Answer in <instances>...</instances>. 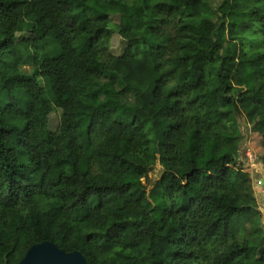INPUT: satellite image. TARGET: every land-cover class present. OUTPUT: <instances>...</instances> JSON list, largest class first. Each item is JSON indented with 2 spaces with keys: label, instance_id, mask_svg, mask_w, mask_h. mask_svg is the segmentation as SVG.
Listing matches in <instances>:
<instances>
[{
  "label": "trees",
  "instance_id": "trees-1",
  "mask_svg": "<svg viewBox=\"0 0 264 264\" xmlns=\"http://www.w3.org/2000/svg\"><path fill=\"white\" fill-rule=\"evenodd\" d=\"M239 113L264 150V0H0V264H264Z\"/></svg>",
  "mask_w": 264,
  "mask_h": 264
},
{
  "label": "rangeland",
  "instance_id": "rangeland-1",
  "mask_svg": "<svg viewBox=\"0 0 264 264\" xmlns=\"http://www.w3.org/2000/svg\"><path fill=\"white\" fill-rule=\"evenodd\" d=\"M220 3V0H209V4L212 8H215ZM109 28L114 29L111 33L109 40V48L112 54L121 55L123 48L126 45L124 39H122L117 32H115V27L119 22L118 14H109ZM26 33H17L15 40L19 41L22 38H26ZM26 70L29 69V66H25ZM120 82H118L117 87H120ZM172 89V85H169L167 90ZM61 110L54 108L48 115V128L50 131H55L58 122ZM237 125L238 129L242 135V140L240 147L237 153V161L241 166V169L245 172H248L250 176V185L252 189L253 197L255 198L256 206L259 207L263 203L264 199V169L262 167L260 160L261 154L264 150L259 146L260 135L254 133L250 129V125L246 122L245 117L242 113L237 114ZM250 152L253 157H251V162L247 159L246 152ZM161 174V167L156 163L142 178V183L145 186L146 190H149L154 181L159 178ZM262 183V184H261ZM263 194V195H262ZM264 233V232H263Z\"/></svg>",
  "mask_w": 264,
  "mask_h": 264
},
{
  "label": "water",
  "instance_id": "water-1",
  "mask_svg": "<svg viewBox=\"0 0 264 264\" xmlns=\"http://www.w3.org/2000/svg\"><path fill=\"white\" fill-rule=\"evenodd\" d=\"M17 264H88L77 250L65 251L50 241L32 244Z\"/></svg>",
  "mask_w": 264,
  "mask_h": 264
},
{
  "label": "built area",
  "instance_id": "built-area-1",
  "mask_svg": "<svg viewBox=\"0 0 264 264\" xmlns=\"http://www.w3.org/2000/svg\"><path fill=\"white\" fill-rule=\"evenodd\" d=\"M246 156H247V159H249V162H251V157H253L252 154L247 151L246 152ZM257 210H258L259 215H260L262 229H263V232H264V199H263V203L261 205H259V207H257Z\"/></svg>",
  "mask_w": 264,
  "mask_h": 264
}]
</instances>
